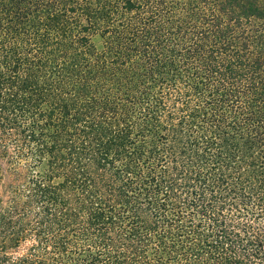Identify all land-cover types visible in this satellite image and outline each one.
<instances>
[{
  "label": "trees",
  "instance_id": "trees-1",
  "mask_svg": "<svg viewBox=\"0 0 264 264\" xmlns=\"http://www.w3.org/2000/svg\"><path fill=\"white\" fill-rule=\"evenodd\" d=\"M0 159V264H264V0H0Z\"/></svg>",
  "mask_w": 264,
  "mask_h": 264
},
{
  "label": "rangeland",
  "instance_id": "rangeland-1",
  "mask_svg": "<svg viewBox=\"0 0 264 264\" xmlns=\"http://www.w3.org/2000/svg\"><path fill=\"white\" fill-rule=\"evenodd\" d=\"M0 162L2 163L3 165V169H4V172H3V175H4V180L1 184V191H0V199H3L4 201H7L8 200V192H7V189H8V186L10 185L11 183V178H10V175L9 173L6 172V169H7V164H6V160L5 159H0Z\"/></svg>",
  "mask_w": 264,
  "mask_h": 264
}]
</instances>
